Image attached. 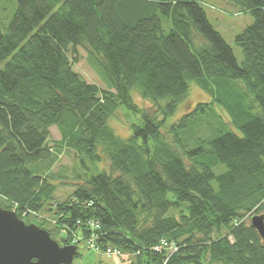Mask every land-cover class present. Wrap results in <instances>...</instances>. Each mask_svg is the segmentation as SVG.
Segmentation results:
<instances>
[{"label":"trees","instance_id":"16d2710c","mask_svg":"<svg viewBox=\"0 0 264 264\" xmlns=\"http://www.w3.org/2000/svg\"><path fill=\"white\" fill-rule=\"evenodd\" d=\"M228 1L254 19L235 37L242 65L197 0L13 1L0 26V207L26 222L44 210L59 222L53 239L81 232L131 264H264L251 223L264 215V0ZM79 46L98 55L108 89L74 70ZM192 83L209 101L169 125ZM135 89L156 104L139 106ZM120 108L139 115L126 138L108 123ZM64 150L86 171L74 169L63 202L52 166Z\"/></svg>","mask_w":264,"mask_h":264},{"label":"rangeland","instance_id":"374dc122","mask_svg":"<svg viewBox=\"0 0 264 264\" xmlns=\"http://www.w3.org/2000/svg\"><path fill=\"white\" fill-rule=\"evenodd\" d=\"M13 1L16 0H0V26H7L10 23V19L14 14V7L12 8ZM202 6L205 8L208 18L210 22L213 24L215 29L221 32L228 43H230L233 47L234 53L236 54L237 60L239 64H243V53L241 52V48L237 46L235 42V37L237 34L243 32L249 25L254 23L253 16L250 11H244L240 7L231 4L228 0H197ZM164 32L168 33L171 30L172 24H170V20L166 18L164 15L161 16ZM71 56V55H70ZM78 57L79 62L74 64V70L78 73L80 72L87 81L96 83L100 88L108 89V81L105 79L106 75L98 55L90 54L87 49L83 47H78ZM72 58V57H71ZM102 73V74H101ZM103 75V77H102ZM190 91L187 96V99L180 103L177 108V112L175 115L169 117L168 124L171 125L177 122L182 115L188 114L190 111L194 110L195 106L198 105L199 102H208L209 97H207L201 88L193 83L190 85ZM133 100L139 105L143 107H149L151 105H155L152 99H143L140 91L138 89L133 90ZM142 98H141V97ZM169 99H162L158 101L159 107L166 106ZM142 108V107H141ZM215 113L221 116L228 123L230 122L227 113L222 109L216 107ZM125 112V117L124 113ZM219 116V117H220ZM139 118V115L134 113H128L125 109L120 108L117 110L116 115L109 120L110 126L118 133L121 137L126 138L131 134V130L129 128L128 122H135ZM126 119V120H125ZM128 121V122H126ZM62 135L57 127L51 128V139L48 144L50 148H57L56 141H60ZM102 155V154H101ZM102 159L98 162V166L101 169H109L108 159L105 155H102ZM79 154L75 150H64L62 154L59 156L57 162L52 166V172L55 176H58L55 181L59 184L58 191L56 193V199L63 201L67 199V197L74 192L75 185L77 184V180L73 177L74 169H79L81 172L86 171L85 166L81 164L79 161ZM88 164V163H87ZM80 166V168L78 167ZM28 168H34L33 164H30ZM216 168L215 171L220 173L221 171ZM223 169V168H222ZM221 170V169H220ZM61 179V180H60ZM39 215L27 214L24 213V217L27 218V223H35L42 224L46 230L54 229V227L58 226L57 219H53L51 214L47 213L43 210L42 213H38ZM251 217H247V222L250 223ZM25 221V220H24ZM26 222V221H25ZM44 229V228H43ZM63 229V228H62ZM64 232V233H61ZM52 236V235H51ZM71 238V243L68 244H77L78 243V251L80 253V257L74 260V264H131V256L128 254H113V255H105L104 251L99 248L92 247L90 244L91 239L93 237L85 239L81 232H74L72 234L67 233L64 229L54 231L53 237L58 242L59 239ZM58 239V240H57ZM84 239V240H83ZM74 241V242H73ZM94 241V240H93ZM60 243V242H59ZM66 242H61V246H66Z\"/></svg>","mask_w":264,"mask_h":264},{"label":"water","instance_id":"95a60500","mask_svg":"<svg viewBox=\"0 0 264 264\" xmlns=\"http://www.w3.org/2000/svg\"><path fill=\"white\" fill-rule=\"evenodd\" d=\"M251 223L264 238V215L256 214ZM77 249L61 246L45 228L0 207V264H74Z\"/></svg>","mask_w":264,"mask_h":264},{"label":"built area","instance_id":"2783aa9c","mask_svg":"<svg viewBox=\"0 0 264 264\" xmlns=\"http://www.w3.org/2000/svg\"><path fill=\"white\" fill-rule=\"evenodd\" d=\"M91 226L97 227V226H95V223L94 222H91ZM91 241H92V242H90V244H92L91 246L96 248L95 241H93L92 239H91ZM162 246H164L165 248H168V249L172 250V252L178 250V247L175 245V243L169 244L168 242L163 241L162 242ZM162 246H157L155 248L156 249H159V248H162ZM121 253H122L121 250H117V249L111 248V247H109L107 250H105V254L107 256L113 255V254L119 255Z\"/></svg>","mask_w":264,"mask_h":264}]
</instances>
